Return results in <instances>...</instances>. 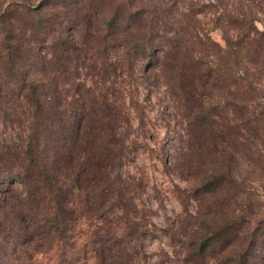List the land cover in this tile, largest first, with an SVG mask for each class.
<instances>
[{
    "label": "trees",
    "instance_id": "1",
    "mask_svg": "<svg viewBox=\"0 0 264 264\" xmlns=\"http://www.w3.org/2000/svg\"><path fill=\"white\" fill-rule=\"evenodd\" d=\"M243 1L220 0L223 44L193 1L176 15L163 0L0 8V118L22 130L0 143V264H141L154 225L120 174L130 119L113 49L156 65L214 199L184 263L264 264V0Z\"/></svg>",
    "mask_w": 264,
    "mask_h": 264
},
{
    "label": "rangeland",
    "instance_id": "2",
    "mask_svg": "<svg viewBox=\"0 0 264 264\" xmlns=\"http://www.w3.org/2000/svg\"><path fill=\"white\" fill-rule=\"evenodd\" d=\"M42 1L0 0V8L6 10L10 5L26 3L34 7ZM151 1L158 4L175 1L178 9H172V5L165 9L173 15L183 10L184 0ZM186 1H193L200 7H213L212 12L205 7L206 13L200 19L213 22L210 25L214 29L211 36L223 44L220 26L214 28L222 11L220 0ZM224 1L235 12L246 4L243 0ZM258 28L263 30V24L258 23ZM111 59L121 65L118 87L123 86V90H127L125 107L130 119V134L126 140L120 174L140 184V199L154 225V230L143 240L141 264H185L190 252V236L197 232V221L214 208V199L205 196L204 188L198 184L201 169L193 168L195 163L189 151L188 126L182 111L178 109L179 102L157 74L156 65L144 58H136L131 60L129 68L123 51L118 49L111 51ZM128 68L129 71L126 70ZM75 71L79 76L75 84L86 82V70L81 68ZM40 78L43 79L42 75ZM86 83L90 85V82ZM255 85L263 90L264 96V79L257 80ZM21 136L22 130L17 125L0 118V143L19 145ZM20 187L16 185V188ZM210 264H218V260L213 259Z\"/></svg>",
    "mask_w": 264,
    "mask_h": 264
}]
</instances>
